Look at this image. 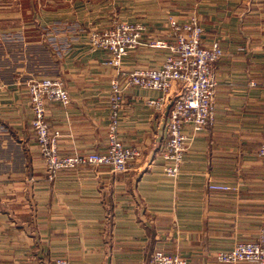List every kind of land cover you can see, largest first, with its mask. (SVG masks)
<instances>
[{
	"label": "crops",
	"instance_id": "crops-1",
	"mask_svg": "<svg viewBox=\"0 0 264 264\" xmlns=\"http://www.w3.org/2000/svg\"><path fill=\"white\" fill-rule=\"evenodd\" d=\"M0 0V264H149L152 252L186 264L225 263L213 255L256 239L264 210V0ZM43 3V4H42ZM197 13L206 44L218 39L214 121L193 132L176 177L163 171L168 106L151 107L155 88L123 91L118 134L139 148L128 170L86 165L45 175L30 120L26 79L54 75L71 100L47 105L60 152L104 150L109 88L116 68L89 33L113 16L142 21L147 37L172 41L167 16ZM166 48L141 44L121 67H158ZM185 83H174L172 96ZM209 182L227 189H211Z\"/></svg>",
	"mask_w": 264,
	"mask_h": 264
},
{
	"label": "built area",
	"instance_id": "built-area-1",
	"mask_svg": "<svg viewBox=\"0 0 264 264\" xmlns=\"http://www.w3.org/2000/svg\"><path fill=\"white\" fill-rule=\"evenodd\" d=\"M167 22L172 41L155 37L144 40L145 23L118 16H113L107 25L89 33L88 41L92 47L108 51L105 61L116 68V74L110 80V122L104 150L60 152L57 143L60 133L57 129H51L46 119V108L52 102L62 105L69 103V91L58 76L31 75L26 79L28 104L32 112L30 125L48 180H53L61 169L86 165H108L118 172L130 168L140 151L135 145L120 140L118 128L123 91L132 85L155 88L162 92L158 97H147L146 102L156 110L168 106L160 155L164 173L171 177L179 174L187 150L188 135L183 132L184 126L189 125L195 132L214 121L217 83L215 66L223 57L224 50L218 39L209 44L203 41L204 28L197 13L192 12L183 19L170 14ZM141 44L166 48L162 64L158 67L123 69V57ZM174 83H185V86L172 96ZM5 85L0 76V95ZM258 154L264 159V140L258 147ZM208 187L227 189L230 185L209 182ZM213 257L225 263L254 260L256 264H264V210L256 239L237 241L228 249L216 251ZM51 264L71 263L65 256H56ZM149 264H186V260L178 253L155 249Z\"/></svg>",
	"mask_w": 264,
	"mask_h": 264
},
{
	"label": "rangeland",
	"instance_id": "rangeland-1",
	"mask_svg": "<svg viewBox=\"0 0 264 264\" xmlns=\"http://www.w3.org/2000/svg\"><path fill=\"white\" fill-rule=\"evenodd\" d=\"M58 3H60L59 1H56V0H52L51 2H45L44 3V6L48 7L49 8H53L54 5H57ZM43 4V3H42ZM45 76H54V75H45Z\"/></svg>",
	"mask_w": 264,
	"mask_h": 264
},
{
	"label": "trees",
	"instance_id": "trees-1",
	"mask_svg": "<svg viewBox=\"0 0 264 264\" xmlns=\"http://www.w3.org/2000/svg\"><path fill=\"white\" fill-rule=\"evenodd\" d=\"M38 76L40 77V76H45V75H38Z\"/></svg>",
	"mask_w": 264,
	"mask_h": 264
}]
</instances>
